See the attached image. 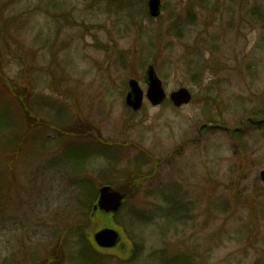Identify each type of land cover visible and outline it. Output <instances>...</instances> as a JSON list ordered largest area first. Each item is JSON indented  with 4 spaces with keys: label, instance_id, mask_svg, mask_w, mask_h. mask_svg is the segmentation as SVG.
Listing matches in <instances>:
<instances>
[{
    "label": "rangeland",
    "instance_id": "obj_1",
    "mask_svg": "<svg viewBox=\"0 0 264 264\" xmlns=\"http://www.w3.org/2000/svg\"><path fill=\"white\" fill-rule=\"evenodd\" d=\"M147 2L0 0V72L35 120L10 111L0 264H264V0ZM150 65L167 97L134 111ZM104 184L118 212L95 209Z\"/></svg>",
    "mask_w": 264,
    "mask_h": 264
},
{
    "label": "water",
    "instance_id": "obj_2",
    "mask_svg": "<svg viewBox=\"0 0 264 264\" xmlns=\"http://www.w3.org/2000/svg\"><path fill=\"white\" fill-rule=\"evenodd\" d=\"M149 10L152 16H158L161 9L160 0H149ZM148 81V98L154 105H158L166 98V93L163 88L162 81L156 75L153 67H150L147 72ZM192 98L191 93L186 88H181L171 94V99L176 106H181L188 103ZM127 104L135 111L139 110L143 103V91L139 87L137 81L130 82V90L126 98ZM264 179V172H263ZM124 195L109 186H104L100 189V197L95 209L100 208L105 212H117L122 205ZM95 240L101 247H115L120 240L119 233L113 228H104L95 234Z\"/></svg>",
    "mask_w": 264,
    "mask_h": 264
},
{
    "label": "trees",
    "instance_id": "obj_3",
    "mask_svg": "<svg viewBox=\"0 0 264 264\" xmlns=\"http://www.w3.org/2000/svg\"><path fill=\"white\" fill-rule=\"evenodd\" d=\"M0 84H2V86H1L2 88H0V99H1V101H3L4 99H2L1 97L5 98V103H4L3 109L1 108L2 103H0V131L6 130L5 135L0 136V137L6 138L10 144V145H8V143H5V144L0 143L1 144L0 149H2V151H5V153H6V150H8V151L12 152V155H15L16 149H18V148H16V142L21 137V136H18V134H20L23 130H22L21 122H18L20 124V126L17 124L15 126V122H14L13 118L11 117L10 111L15 112V110H16V113L18 115V117L16 119L18 121H23L26 124L25 125L26 130H31V128H29V127L31 125L32 126L35 125V120L32 117L33 116L32 115V113H33L32 101L33 100H32L31 94H30V97L28 96V94L26 95V93L22 92L21 89L16 86L15 82L6 78V76L4 74H2L1 72H0ZM16 103H18L17 109H15V107H14L16 105ZM13 122H14V126L16 128H19V131H20L19 133H14V129H12ZM12 135H15V137ZM11 136L13 137V140H11ZM20 141H21L20 147H22L24 144H28V143H26L27 140H24L25 143H22L21 139H20ZM14 148H16V149H14ZM2 151H0V154H1L0 157H2V159H3L2 162L6 163L10 159H12V157L7 159L6 157L8 154L7 153L4 154ZM2 199H3V197H0V202L2 201ZM96 199H97V197H96ZM88 206H89V207H87L88 211L90 209H93L91 204H89ZM96 213L101 214L100 211H97ZM93 260H95V259H93Z\"/></svg>",
    "mask_w": 264,
    "mask_h": 264
}]
</instances>
